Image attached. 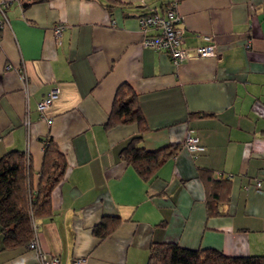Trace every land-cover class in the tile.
I'll list each match as a JSON object with an SVG mask.
<instances>
[{"label": "crops", "instance_id": "crops-1", "mask_svg": "<svg viewBox=\"0 0 264 264\" xmlns=\"http://www.w3.org/2000/svg\"><path fill=\"white\" fill-rule=\"evenodd\" d=\"M171 5L182 16V45L211 36L216 57L174 64L141 44L156 31H142L138 15ZM6 15L0 156L25 151L36 176L51 137L67 161L50 214L35 222L42 252L60 264L79 256L147 264L151 242L174 241L264 254V0H20ZM122 83L144 117L141 145H180L148 180L120 155L138 124H106ZM52 89L58 96L41 112ZM187 131L205 146L196 159L183 145ZM109 216L119 223L99 240L92 228ZM35 262L28 246L3 248L0 229V264Z\"/></svg>", "mask_w": 264, "mask_h": 264}, {"label": "trees", "instance_id": "trees-1", "mask_svg": "<svg viewBox=\"0 0 264 264\" xmlns=\"http://www.w3.org/2000/svg\"><path fill=\"white\" fill-rule=\"evenodd\" d=\"M108 6H114L112 1ZM157 12L154 8L144 9L138 18ZM129 122H136L139 132L121 148L120 155L143 180H148L167 158L175 154L180 145L170 144L153 150L141 145L142 133L146 129L144 117L137 104L136 94L128 84L122 83L116 89L106 124ZM66 170V158L51 137L43 140L42 162L36 176L25 151L11 149L0 156V229L3 248L28 246L34 233L32 225L38 218L50 214L51 192L64 178ZM118 223L117 216L103 217L94 225L92 233L99 240L104 239L115 230ZM147 264H264V254L227 255L214 248L193 249L174 241H153L149 246Z\"/></svg>", "mask_w": 264, "mask_h": 264}, {"label": "built area", "instance_id": "built-area-1", "mask_svg": "<svg viewBox=\"0 0 264 264\" xmlns=\"http://www.w3.org/2000/svg\"><path fill=\"white\" fill-rule=\"evenodd\" d=\"M19 3L20 0H0V28H2L7 22L6 9L13 3ZM139 26L142 31L149 28L154 29L156 32L151 35H145L142 40L144 47L151 48L153 50L164 51L174 64L180 63L182 60L191 56L199 57H216L218 51L213 42L211 36H205V39L209 42L204 45L188 49L183 44V29H182V16L175 8V5L163 10V12H157L147 15H142L138 18ZM63 29L61 23L54 25L53 32L56 36L60 34ZM58 96L57 89H52L44 96V98L38 103V109L44 111L53 100ZM25 123L28 124L27 120ZM184 147L191 154L193 159H196L200 152L204 151L205 146L200 142V138L197 134L187 131L183 142ZM257 186L259 183L257 182ZM33 237L28 243V248L35 252L36 262L35 264H60V259L56 255L48 256L38 246L37 242V225L33 223ZM71 264H88L85 256L75 257Z\"/></svg>", "mask_w": 264, "mask_h": 264}]
</instances>
